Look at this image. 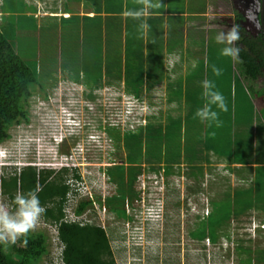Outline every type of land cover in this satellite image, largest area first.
Returning a JSON list of instances; mask_svg holds the SVG:
<instances>
[{
  "label": "rangeland",
  "instance_id": "rangeland-1",
  "mask_svg": "<svg viewBox=\"0 0 264 264\" xmlns=\"http://www.w3.org/2000/svg\"><path fill=\"white\" fill-rule=\"evenodd\" d=\"M84 2L88 6L85 0H0V23L7 28L13 26L14 41L24 48L21 49L24 57L33 61V52H37L38 47L41 51L46 39L44 30L37 24L43 26L46 22L50 23L51 19L44 17L48 14L68 17L67 14H61L66 7L75 11H87L82 6ZM172 2L171 7L179 11H204L209 4L211 11L204 18L193 21L195 26L190 25L188 33L186 30L183 32L184 25L181 23L185 18H177L180 27H177L175 37L180 38L181 48L174 49L165 45L167 33L164 32V41L159 40L160 43L157 42L158 45L154 47V50L162 55L161 63L157 57L151 56L153 61L148 57V47L153 46L152 42L145 44L146 70L145 67L141 68L142 79H139L142 84L139 87L144 92L141 98L137 99L128 89V87L135 89L136 81L132 79L137 77L130 76L131 84L128 83L130 81H127L125 71L129 68L125 64L121 79V75L119 79H113V83H119L118 86L121 87L104 84L101 88L95 89V75H90L87 79L77 75L75 79L69 78L74 85L70 82L64 83L62 80L53 94L59 96L57 92L61 91L62 87H72V94L61 95L58 103L62 102L67 107L66 111L72 109L75 117L82 123L88 124L84 135L89 137L93 134L99 139L91 145L92 165L84 168V172L86 170L93 172L89 174L90 176L95 175L92 189L96 195L120 194L118 180L122 179L124 170L127 171L124 177L128 182L127 187L129 186L128 167H117L123 163L122 160L126 163L143 162V172L136 182L139 197L134 200L127 197L126 203L131 201L133 214L137 211L141 213L143 210L147 211L157 200L162 205L160 212L157 213L158 219L150 220L147 226L144 225L139 235L131 229L139 221L136 219L134 223L133 216L130 217L131 220L125 216L117 217V214L113 211L111 213L110 209L103 214L106 210H103V205L99 203L95 205L94 213L90 211L95 217V223L101 224L114 234L112 245L118 264H241V259L250 256V252L246 249L249 248L254 252L257 249H264V228L253 232L256 226L264 223L263 210L248 211L239 220L234 218L226 228L222 229V232L220 231L221 236L216 243L209 239L198 240L192 235V231L197 229L202 219L212 211L213 198H216L214 204H227L232 200L229 197L234 195L235 188L246 187L251 183L239 176L237 170L239 166L231 164V168L229 162L233 159V156H230L234 149L235 129L238 132L253 131L255 140L258 137L264 138V112H262L264 74L260 76L256 86L263 93L258 96L256 91L245 83L238 58L232 60L220 55L219 50L224 45L218 44L215 36L220 31L227 32L234 25H239V40L245 36L257 38L261 32L259 22L261 0H172ZM238 13L242 14L243 18H239ZM32 14L36 17H32ZM71 24L75 25L74 22ZM60 26L61 22L58 24V27ZM242 27L245 30H241ZM168 36L169 39L172 38L171 30ZM157 43L155 42L154 45ZM262 50L264 52V46ZM173 52L178 54L175 60L171 58ZM59 68L60 66L57 70ZM214 69H220V74L216 75ZM63 74L65 73H55L60 77L64 76ZM48 77L50 75L46 78ZM49 79L44 80L46 88L51 85ZM204 80H213L226 99L227 111L216 109L221 120L219 127L215 125L210 127L207 121L194 118L196 109L204 104L202 98ZM43 97L42 92L36 91L29 99V110L35 122L41 118L49 120L50 114L54 111L52 109H55L56 102H53L54 100L42 102L40 99ZM129 97L145 103V110L137 111L139 112L137 115L134 112L130 115L126 104ZM244 111L246 114L242 115ZM141 114H149L148 119L141 118ZM168 119L173 120L168 122ZM146 122L154 123L159 127L161 125L164 127L167 122L174 124L169 132L168 128L162 127V135L165 137L164 146L166 145V150L163 152L164 159H167L168 154L173 156L178 151L183 157L191 152L192 155L197 156L202 151L205 159L207 156L212 159L214 154L217 158H221L213 161V164L205 160L203 174H199L198 177L189 174L192 167L185 162L174 164L169 174H165L164 164H161L160 171L153 170L152 164L147 162L149 145L146 139L147 128L139 127L140 123ZM63 123L66 125L65 122ZM104 127H107V130H104ZM108 128L111 129V134ZM21 129L16 126L12 132L20 133ZM136 133L145 135L141 150L137 142H133V148L126 145L128 137ZM216 133L221 134L223 138H230L232 142L223 145L228 152L227 156L225 155L226 159H223L224 157L220 156L221 153H217L214 147L210 151L208 149L207 141L209 142L210 139L215 141ZM215 142L220 143V140ZM13 143L14 141H11V145ZM68 148L70 149V146ZM253 149V165L243 168L245 172L242 170L243 175L245 173L251 178V184H255L254 179L259 166H264V151L257 153V148ZM153 152L155 151L152 150L151 153ZM238 153L247 154L242 149L238 150ZM200 157L199 155L198 159L202 158ZM153 165L158 167L160 163ZM111 167L115 169L116 180L112 179V175L111 178L109 177L108 169ZM111 170L113 171V168ZM141 180H144L146 185L143 195L140 190ZM156 181L157 186H155ZM141 196H144V203H138L136 200ZM0 204L7 206L10 211L15 209L8 195L1 190ZM114 204L118 207L120 202L115 201ZM33 230H45L51 236L50 253L44 257L41 264H64L60 254L64 245L58 238L56 226L39 219ZM124 235L126 237H123ZM240 246L243 248L240 249Z\"/></svg>",
  "mask_w": 264,
  "mask_h": 264
},
{
  "label": "trees",
  "instance_id": "trees-1",
  "mask_svg": "<svg viewBox=\"0 0 264 264\" xmlns=\"http://www.w3.org/2000/svg\"><path fill=\"white\" fill-rule=\"evenodd\" d=\"M85 1L88 2L87 10H92L93 15H80L75 13V10L66 7L64 13H71L70 16L46 15L44 17H49L50 23L46 22L43 26L36 23L39 28L44 30L43 34L46 39L41 51L38 47L37 52H33V61L24 57V53L21 52V49L24 50V48L14 41L13 26L7 28L0 23V147L10 143L14 127L31 122L29 99L33 96V92L44 91L46 97L48 90L53 91L62 80L64 83H72L71 80L75 79L77 75L84 79L90 78V75H95V89H99L104 84L106 86L113 84V79H119L120 75L121 79L125 64L129 68H126L125 71V77L127 81H130L128 83L131 84L132 77L130 76L137 77L132 79L136 81L135 89L127 86L128 89L137 98L144 95L139 87L142 85L139 79H142L141 68L145 63V42L147 41L148 44L152 42L153 44V46L148 47L147 54L150 60L152 57H157L161 63L162 55L155 51L154 47L158 45L159 40L164 41L162 35L163 15H154L150 19L148 33H146L139 28V25L146 21L143 14L136 12L138 7L131 9L132 11L126 10L127 14H124L125 0ZM31 16L36 17L34 14ZM238 17L243 18V15L238 13ZM177 18V16H171L169 22L171 40L174 42L171 48L174 49L181 41L180 38L175 37L178 31L177 27H180L179 22L176 21ZM60 22L61 26L58 27ZM73 22L75 23L74 26L71 24ZM263 37L262 33L254 39L245 36L236 41L235 44L240 49L238 60L244 81L250 89L256 91L258 96L263 94L262 90L256 87L258 79L264 74ZM155 42L157 44L154 45ZM162 46L164 47V45ZM157 64L159 63L157 62ZM59 66L60 71L57 70ZM58 72L65 74L60 77V75H55ZM46 75H50L48 78L51 82L47 88L44 85V80L48 79ZM262 112H264V108ZM245 114L244 111L242 115ZM148 117L149 114L144 119L147 120ZM171 120L173 119H168V122ZM167 123L164 127L168 128L169 132L174 124L173 122ZM139 127L147 128L146 139L149 144L147 146V162L152 164L153 170L160 171L161 164H164L163 170L165 174H169L174 164L185 162L192 167L189 174L198 177L199 174H203L205 160L210 164L215 161L214 155L212 159L209 156L205 159L201 147L197 148L201 151L199 154L201 159H198L199 155H192V152L183 157L180 151L174 153L173 156H169L167 153V159H164L163 152L166 150V145L164 146L165 137L162 135L163 126L159 127L154 123L147 124L146 122L140 123ZM110 131L111 129L108 128V132L111 134ZM249 133L238 132L235 129L233 154L228 156H233L229 162L230 167L232 168L231 164L239 166L237 169L239 176L252 183L249 175H245V173L243 175L242 170L244 171L243 168L246 166L253 165V148H257V153L264 151V138L258 137L255 140L253 131L249 130ZM144 139L143 133L131 134L126 145L133 148V142H137L140 148ZM218 139L220 143L215 142ZM210 140L207 141L209 151L214 147L217 153L220 152V156L226 159L228 152L223 145L232 143L230 138H223L221 134L216 133L215 141ZM73 143L77 142L74 141ZM240 149L247 154H239L238 150ZM152 150L155 152L151 153ZM122 162L117 167H128L129 186L127 187L128 182L124 177L127 171L124 170L122 179L118 180L120 194L107 196L105 199L103 196L97 195L95 199H83L77 205V214L84 213L88 208H94V203L98 202L101 205H107L111 211L117 214V217L125 216L131 220L130 216H127L126 200L127 197H130L131 200L139 197L136 182L138 176L143 172L144 163L130 161L126 163L124 160ZM157 163H160V166L153 165ZM111 168L108 169L109 177L111 178L112 175V179H115V169L114 167ZM67 173L68 169L66 168L54 174V171L43 170L39 173L34 166H24L19 174L5 176L0 173V190L8 195L13 208H15L14 197L17 194L29 191L37 192L41 205L45 209L40 219L56 226L58 238L64 245L62 252L64 264H118L112 245L114 234L109 229L97 223L82 224L65 220V200L70 189L66 182ZM254 181L255 184L250 183V186L235 188L234 195L229 197L232 198L229 201L230 204H214L216 198H213L212 211L202 219L198 228L192 231V235L198 240L209 239L216 243L221 236L222 229L226 228L234 218L239 220L243 214L252 210L264 211V166H259ZM253 189L255 191H252ZM115 201L120 202L118 207L115 206ZM259 229L261 227L257 228V230ZM25 238L28 243L23 246L22 240ZM50 238L51 236L47 231L32 229L26 237H19L15 244L0 243V264H41L44 257L50 253ZM239 248L242 249L243 246ZM246 250L250 252V256L241 259V264H264V249H257L255 252L249 248Z\"/></svg>",
  "mask_w": 264,
  "mask_h": 264
},
{
  "label": "built area",
  "instance_id": "built-area-1",
  "mask_svg": "<svg viewBox=\"0 0 264 264\" xmlns=\"http://www.w3.org/2000/svg\"><path fill=\"white\" fill-rule=\"evenodd\" d=\"M71 88L68 86L62 87L61 90L63 93L72 94ZM51 99L54 100V98ZM126 104L130 115L133 112L137 113L138 110L139 112L145 110V103L141 105L135 98L129 97ZM65 108L67 107L59 102V111L51 108L54 111L50 114L49 120L41 118L35 122L31 117V122L18 125L19 128H22L21 132L12 134L10 143L7 146L0 147V173L5 176L19 174L24 166H34L39 173L43 170H49L54 171L55 174L65 168L68 169L66 182L70 189L65 200V220L82 224L95 223L94 208H88L82 214H77L76 208L81 200L86 198L95 199L96 197V193L92 189L95 175L90 176L89 174H93V172L91 170V172H87V170L84 172V168L92 165L90 159L91 145L99 139L95 138L93 134L89 137L84 135L82 128H80L83 126L82 121L75 117L72 109V111H66ZM25 130L26 132H23ZM14 137L15 139H13ZM11 141H14L13 145H11ZM74 141L77 143L74 144ZM144 180H141L142 185L140 187L142 195L146 190ZM157 183L156 181L155 186H157ZM107 196L110 195H103V198L105 199ZM136 200L138 203H144V196ZM94 204L97 205L98 202ZM160 206L162 205L157 200L147 211L143 210L142 213L137 211L133 214L131 201H127V216H133L134 223L136 219L139 220V223L137 222L131 229L139 235L144 225L147 226L150 220L158 219L157 213L161 210ZM104 209L106 211H103V214L109 208L104 204ZM147 215L148 218H146ZM62 252L61 250V258Z\"/></svg>",
  "mask_w": 264,
  "mask_h": 264
},
{
  "label": "clouds",
  "instance_id": "clouds-1",
  "mask_svg": "<svg viewBox=\"0 0 264 264\" xmlns=\"http://www.w3.org/2000/svg\"><path fill=\"white\" fill-rule=\"evenodd\" d=\"M139 28L146 32L149 28V25L146 22H142L139 25ZM239 39V25H234L227 32H218L215 36V40L218 44L224 45L219 50L220 55L232 60L238 58L240 49L239 47L235 46V42ZM193 67H195V64ZM214 72L216 75H219L220 69H214ZM202 88V98L204 100V104L202 107L196 109L194 118H199L201 121H207L210 127L213 125L219 127L221 120L219 118V112L216 109H219L220 111H227L226 99L223 93L217 89L213 80H204L202 82ZM57 93L59 96H50V100H47L45 97L41 98L40 100L44 99L45 101H53L51 98H54L53 102H56V104H54L55 109H58V101L61 98V95L65 93H63L62 90ZM138 102L139 104L143 105L142 102ZM51 106H53V103H51ZM138 113L139 112L136 114ZM147 115L148 114H141L140 117L145 118ZM80 128H82L85 134L88 124L83 123V126ZM14 204L15 209L13 211H10L7 206L0 204V243L15 244L19 237H26L27 233L36 226L40 217L45 211L44 207L41 205L36 191L17 194L14 197ZM258 227L264 228V224L256 226V229L254 228L253 232H255V230L257 231ZM27 243L28 240L26 238L22 240L23 246H26Z\"/></svg>",
  "mask_w": 264,
  "mask_h": 264
},
{
  "label": "crops",
  "instance_id": "crops-1",
  "mask_svg": "<svg viewBox=\"0 0 264 264\" xmlns=\"http://www.w3.org/2000/svg\"><path fill=\"white\" fill-rule=\"evenodd\" d=\"M171 4H173L172 0H125V2H124V6H125V12H124V14H127L126 10L132 11L135 7H138L137 10H136V12H139L140 14H143L145 16V21H146L147 24L150 23V19L154 15H158V16L159 15H163V17H164L163 34H164V32L167 33L165 35L166 36V39H167L165 45H169V48H170V46L173 43V40L169 39V36H168L169 33H170V23L169 22H170V17L171 16H177L178 18L184 17L185 19L181 21V23L184 25L183 32L186 30V33H188V31H189V29L191 27L190 25H193V21L196 22L198 19L204 18L211 11L210 4H209L208 8L206 10H204V11H201V10H198V11H196V10L179 11L178 9L175 8L176 5L174 6L175 9H173L171 7ZM82 6H83V8H86V10L88 9L87 8L88 6H87V4H85V2L82 4ZM130 7H132V8H130ZM75 13L80 14V15H87V14L93 15L94 14V12L92 10H87V11H83V12L80 11V10H76ZM61 14H67V16H70L71 13H64V11H63V12H61ZM51 15H58V14H51ZM194 26L195 25H193V27ZM154 29L156 30L155 27H154ZM200 29L201 30L202 29L205 30L204 28H200ZM146 33H148V29H147ZM145 44L148 45L147 41L145 42ZM176 47L178 48L179 45L176 46ZM176 55H178V54H176V52H173L171 54V58L175 60L176 59ZM143 67H145V70H146L145 63H144V66ZM118 84L119 83H113L111 85H117L118 86ZM118 87H121V86L119 85ZM220 158L221 157H218L217 158L215 156V154H214V158H213L214 160H217V159H220ZM223 159H225V158H223Z\"/></svg>",
  "mask_w": 264,
  "mask_h": 264
},
{
  "label": "flooded vegetation",
  "instance_id": "flooded-vegetation-1",
  "mask_svg": "<svg viewBox=\"0 0 264 264\" xmlns=\"http://www.w3.org/2000/svg\"><path fill=\"white\" fill-rule=\"evenodd\" d=\"M260 8H261V5H260ZM259 18H260V12H259ZM259 22H260V20H259ZM260 26H261V24H260ZM241 30H245V29L242 27ZM260 33L263 34L262 27H261V32H260ZM263 36H264V35H263ZM263 39H264V37H263ZM56 88H57V87H55L53 91H55ZM53 91H52V90H48V93H47V96H46V97L44 96V94H46L44 91H40V92L43 93V96H44L45 98H47V100H50V96H51L53 93H55V92H53ZM94 93H95V89H94ZM53 95H54V94H53ZM112 126H113V125H112ZM104 129H107V127H104Z\"/></svg>",
  "mask_w": 264,
  "mask_h": 264
},
{
  "label": "water",
  "instance_id": "water-1",
  "mask_svg": "<svg viewBox=\"0 0 264 264\" xmlns=\"http://www.w3.org/2000/svg\"><path fill=\"white\" fill-rule=\"evenodd\" d=\"M260 24L262 27L263 35H264V0H261V8H260Z\"/></svg>",
  "mask_w": 264,
  "mask_h": 264
}]
</instances>
